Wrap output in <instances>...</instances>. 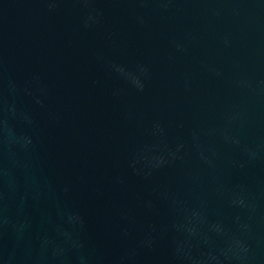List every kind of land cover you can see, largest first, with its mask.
<instances>
[{
	"label": "water",
	"instance_id": "95a60500",
	"mask_svg": "<svg viewBox=\"0 0 264 264\" xmlns=\"http://www.w3.org/2000/svg\"><path fill=\"white\" fill-rule=\"evenodd\" d=\"M0 264H264V0H0Z\"/></svg>",
	"mask_w": 264,
	"mask_h": 264
}]
</instances>
